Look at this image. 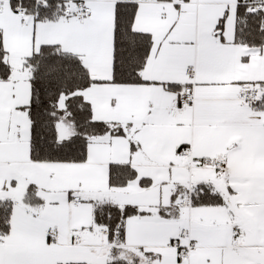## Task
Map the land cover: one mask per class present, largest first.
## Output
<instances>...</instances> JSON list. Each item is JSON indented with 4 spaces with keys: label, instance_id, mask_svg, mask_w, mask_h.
<instances>
[{
    "label": "snow or ice",
    "instance_id": "6c2138e0",
    "mask_svg": "<svg viewBox=\"0 0 264 264\" xmlns=\"http://www.w3.org/2000/svg\"><path fill=\"white\" fill-rule=\"evenodd\" d=\"M0 264H264V0H0Z\"/></svg>",
    "mask_w": 264,
    "mask_h": 264
}]
</instances>
